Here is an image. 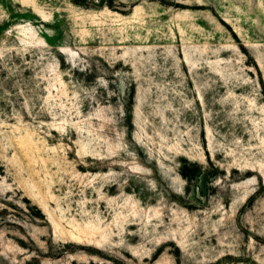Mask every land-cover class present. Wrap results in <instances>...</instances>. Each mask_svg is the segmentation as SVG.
<instances>
[{
	"label": "rangeland",
	"instance_id": "1",
	"mask_svg": "<svg viewBox=\"0 0 264 264\" xmlns=\"http://www.w3.org/2000/svg\"><path fill=\"white\" fill-rule=\"evenodd\" d=\"M0 264H264V0H0Z\"/></svg>",
	"mask_w": 264,
	"mask_h": 264
}]
</instances>
